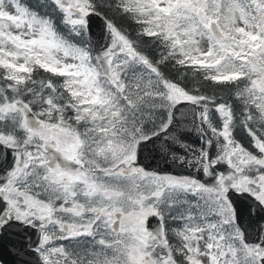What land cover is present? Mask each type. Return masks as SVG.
<instances>
[{"label": "snow or ice", "instance_id": "1", "mask_svg": "<svg viewBox=\"0 0 264 264\" xmlns=\"http://www.w3.org/2000/svg\"><path fill=\"white\" fill-rule=\"evenodd\" d=\"M0 264H264V0H0Z\"/></svg>", "mask_w": 264, "mask_h": 264}, {"label": "water", "instance_id": "2", "mask_svg": "<svg viewBox=\"0 0 264 264\" xmlns=\"http://www.w3.org/2000/svg\"><path fill=\"white\" fill-rule=\"evenodd\" d=\"M163 166V165H162Z\"/></svg>", "mask_w": 264, "mask_h": 264}]
</instances>
